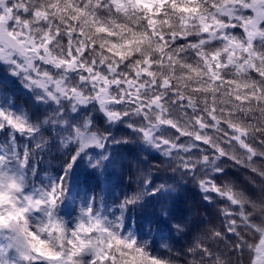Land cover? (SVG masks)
I'll list each match as a JSON object with an SVG mask.
<instances>
[{
  "label": "snow or ice",
  "instance_id": "6c2138e0",
  "mask_svg": "<svg viewBox=\"0 0 264 264\" xmlns=\"http://www.w3.org/2000/svg\"><path fill=\"white\" fill-rule=\"evenodd\" d=\"M0 264H264V0H0Z\"/></svg>",
  "mask_w": 264,
  "mask_h": 264
},
{
  "label": "trees",
  "instance_id": "16d2710c",
  "mask_svg": "<svg viewBox=\"0 0 264 264\" xmlns=\"http://www.w3.org/2000/svg\"><path fill=\"white\" fill-rule=\"evenodd\" d=\"M70 195H71V191H70ZM74 215H75V214H74ZM60 216L63 217V219H64L68 224H70V220H69L68 218H70V217H72V216H67V215H65L63 211H61ZM67 219H68L69 221H68Z\"/></svg>",
  "mask_w": 264,
  "mask_h": 264
},
{
  "label": "rangeland",
  "instance_id": "374dc122",
  "mask_svg": "<svg viewBox=\"0 0 264 264\" xmlns=\"http://www.w3.org/2000/svg\"><path fill=\"white\" fill-rule=\"evenodd\" d=\"M37 219H38V218H37ZM68 219L70 220V224H71V223H72V220H73V217H70V218H68ZM68 219H67V220H68ZM69 220H68V221H69Z\"/></svg>",
  "mask_w": 264,
  "mask_h": 264
},
{
  "label": "clouds",
  "instance_id": "9594fccd",
  "mask_svg": "<svg viewBox=\"0 0 264 264\" xmlns=\"http://www.w3.org/2000/svg\"><path fill=\"white\" fill-rule=\"evenodd\" d=\"M36 244H37V247H39V246H40L39 242H36Z\"/></svg>",
  "mask_w": 264,
  "mask_h": 264
}]
</instances>
